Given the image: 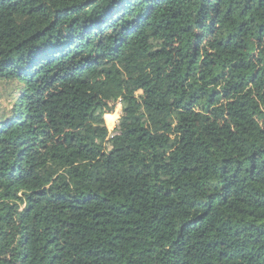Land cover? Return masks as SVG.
I'll use <instances>...</instances> for the list:
<instances>
[{
	"label": "trees",
	"instance_id": "obj_1",
	"mask_svg": "<svg viewBox=\"0 0 264 264\" xmlns=\"http://www.w3.org/2000/svg\"><path fill=\"white\" fill-rule=\"evenodd\" d=\"M0 264H264V0H0Z\"/></svg>",
	"mask_w": 264,
	"mask_h": 264
},
{
	"label": "rangeland",
	"instance_id": "obj_2",
	"mask_svg": "<svg viewBox=\"0 0 264 264\" xmlns=\"http://www.w3.org/2000/svg\"><path fill=\"white\" fill-rule=\"evenodd\" d=\"M5 105H7V103ZM9 108L11 109L12 107H9ZM115 114H117L116 115V119H115V115H112L111 117H109V120H107L105 118L106 119L107 126H108V128H109L110 131H113L114 128L118 124L117 123L118 118H119V116H121V107L120 106L117 107V111L115 112Z\"/></svg>",
	"mask_w": 264,
	"mask_h": 264
}]
</instances>
